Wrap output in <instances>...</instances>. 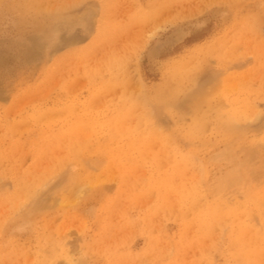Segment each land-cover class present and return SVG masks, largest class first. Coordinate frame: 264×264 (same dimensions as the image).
I'll use <instances>...</instances> for the list:
<instances>
[{
	"label": "rangeland",
	"instance_id": "1",
	"mask_svg": "<svg viewBox=\"0 0 264 264\" xmlns=\"http://www.w3.org/2000/svg\"><path fill=\"white\" fill-rule=\"evenodd\" d=\"M263 141L264 0H0V264H264Z\"/></svg>",
	"mask_w": 264,
	"mask_h": 264
},
{
	"label": "bare ground",
	"instance_id": "2",
	"mask_svg": "<svg viewBox=\"0 0 264 264\" xmlns=\"http://www.w3.org/2000/svg\"><path fill=\"white\" fill-rule=\"evenodd\" d=\"M51 7H52V6H51ZM47 9H48V8H47ZM50 10H52V9H50ZM42 12H43V11H42ZM144 90H145V89H144ZM151 113H152V115H153V112H151ZM154 113H155V112H154ZM157 119H158V118H157ZM263 142H264V141H263ZM87 162H88V161L86 160V162H84V163L87 164ZM83 165H85V164H83ZM35 193H36V192H35ZM40 201H41V200H40ZM34 203H36V202H34ZM34 203H33V204H34ZM42 204H43V203H42ZM42 204H41V207H42ZM38 206H39V205H38ZM38 206H37L36 208H38ZM32 208H34V206H33ZM32 208H31V209H32ZM35 210H36V209H35ZM26 211H27V210H26ZM33 211H34V210H33ZM45 238H46V237H45ZM49 239L51 240V238H49ZM49 239H48V240H49ZM45 242H46V241H45ZM45 242H44V243H45ZM48 242H49V241H48ZM50 242H51V241H50ZM43 245H44V244H43ZM50 248H51V247H50ZM48 249H49V248H48ZM52 249H53V248H52ZM49 251H51V250H49ZM53 251H54V250H53ZM43 253H44V252H43ZM46 254H47V253L45 252V253L43 254V257L48 258L49 256L46 255ZM50 254H51V253H50ZM39 256H40V255H39ZM52 256H53V253H52ZM44 260H45V259H44ZM52 261H53V260H52ZM50 262H51V261H50Z\"/></svg>",
	"mask_w": 264,
	"mask_h": 264
}]
</instances>
